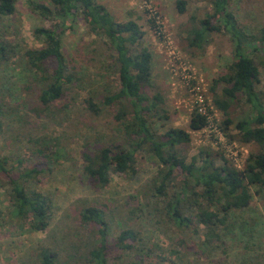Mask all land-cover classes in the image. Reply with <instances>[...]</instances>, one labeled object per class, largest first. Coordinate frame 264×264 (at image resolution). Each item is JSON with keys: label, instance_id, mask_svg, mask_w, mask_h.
I'll list each match as a JSON object with an SVG mask.
<instances>
[{"label": "trees", "instance_id": "obj_1", "mask_svg": "<svg viewBox=\"0 0 264 264\" xmlns=\"http://www.w3.org/2000/svg\"><path fill=\"white\" fill-rule=\"evenodd\" d=\"M207 1L209 9L201 18L189 16L192 27L188 45L202 47L210 33H223L231 42V58L211 79L208 91L213 107L225 115L218 128L231 139L226 130L232 124L239 141L250 147L241 168L222 156L220 165L213 164L208 151L199 150L198 155H203L199 165L194 157L186 162L179 154L177 146L189 141V132L166 123L163 96L151 82L152 53L141 44L144 32L134 19L116 21L96 0L29 2L30 10L51 24L35 26L32 34L39 45L24 48L21 53L27 81L22 84V91L34 94V110L38 112L57 107L66 96L76 76L61 48L60 37L80 20L87 33L103 45L107 68L117 79V87L111 89L105 84L100 98L88 96L83 102L91 113L109 109L120 133L118 139L81 151L82 173L91 187L102 188L109 183L110 172L131 177L136 156L142 152L152 154L156 180L149 184L155 197L150 206L157 218L167 221L179 246L165 250L175 258L169 260L163 256L161 246L144 244L133 225L123 222L112 235L111 209L86 203L77 211L72 232L75 240H68L76 246L74 253H65L56 242L38 244L30 254L32 264H107L109 260L115 264H178L180 249L199 251L182 234L189 231L195 236L203 226L201 245L212 247V239H219L217 231L224 227L230 211L248 205L251 187L253 193L264 191V88L260 85L261 71L264 72V26L247 32L246 26L238 22L232 0ZM15 2L0 0V18L14 13ZM174 6L183 13L186 1L174 0ZM147 23L150 28L155 27L152 19H147ZM7 53L5 40L0 37V62ZM234 103L246 106V113L236 120L227 116ZM206 110L210 113L207 106ZM2 112L0 106V129ZM206 125V116L194 108L187 128L195 131ZM33 144L32 155H0V187L7 192L8 211L31 230L44 231L50 225L52 209L37 183L39 176L51 167V153L37 139ZM142 201H138L139 207L149 206Z\"/></svg>", "mask_w": 264, "mask_h": 264}, {"label": "rangeland", "instance_id": "obj_2", "mask_svg": "<svg viewBox=\"0 0 264 264\" xmlns=\"http://www.w3.org/2000/svg\"><path fill=\"white\" fill-rule=\"evenodd\" d=\"M47 0H16L14 13L0 18V37L4 38L8 53L0 62V106L2 127L0 129V155L19 157L32 155L34 140L46 146L51 153L50 169L38 179V189L50 201L52 216L44 231H34L26 222L15 218L8 211L7 192L0 187V264H32V252L38 244H53L64 248L70 256L76 246L68 243L75 240L72 235L77 211L86 203H96L112 211L110 223L114 235L122 223L133 225L146 245L161 246L162 254L167 248L179 249L176 236L163 218L153 213L151 203L155 201L149 184L156 180L155 157L142 152L136 156L131 177L109 174V183L102 188H93L82 173L81 151L92 150L111 139L120 137L119 126L109 109L102 108L91 113L84 98L101 97L103 85L117 87L116 76L107 68L106 52L100 41L87 33L80 20L71 29L61 34V48L68 62L74 66L76 81L66 96L57 104L41 111L36 108V98L29 91H22L27 82L22 70L24 48L38 46L33 37L35 26L49 27L50 20H43L30 10L29 2ZM103 4L116 21L134 19L144 34L141 44L152 53L151 82L154 90L163 96L167 111V125L186 128L190 139L179 144L177 150L189 162L193 157L200 164L199 150L208 151L215 165L222 163L221 156L237 168H241L247 157L249 146L242 144L233 125L224 136L218 128L225 115L214 108L208 87L211 79L221 72L231 58V42L223 33H210L207 43L200 48L189 46L192 24L189 16L201 18L209 9L207 0H185V12L179 13L174 0H96ZM238 22L246 26L247 32L264 26V0H232ZM147 19L154 21L150 28ZM183 74L192 76L189 79ZM261 88H264V72L261 71ZM209 108V123L200 130H190L187 122L196 107L194 91ZM244 104H231L227 116L236 120L246 112ZM154 125V124H152ZM217 130L222 140L217 139ZM86 144V148L84 147ZM16 156V157H17ZM235 156V160L232 158ZM246 207L232 210L224 227L217 232L219 239H212V247L201 242L205 227L197 235L182 234V238L199 251L180 249L178 264H264V191L253 193ZM147 201L149 206L139 207L138 201ZM107 264H115L108 261Z\"/></svg>", "mask_w": 264, "mask_h": 264}, {"label": "built area", "instance_id": "obj_3", "mask_svg": "<svg viewBox=\"0 0 264 264\" xmlns=\"http://www.w3.org/2000/svg\"><path fill=\"white\" fill-rule=\"evenodd\" d=\"M183 77L184 78H186V79H189V78H191L192 76H190L189 74H183ZM199 88L196 86V85H194L192 88H191V90H195L194 91V101H195V103H196V109H197V111L199 112V113H201V114H203V115H205L206 116V119H207V123H209V120H210V117H209V113L207 112V110H206V105H205V103H204V100H203V98L199 95V93L197 92V90H198ZM215 134H217L218 136H217V139L219 140V141H221L222 140V135H221V133L217 130V132H215ZM232 157V156H231ZM234 160H235V156H233L232 157Z\"/></svg>", "mask_w": 264, "mask_h": 264}]
</instances>
